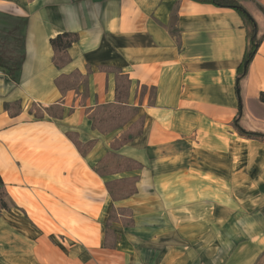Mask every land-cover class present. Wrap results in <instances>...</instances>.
I'll return each instance as SVG.
<instances>
[{"label": "crops", "instance_id": "obj_1", "mask_svg": "<svg viewBox=\"0 0 264 264\" xmlns=\"http://www.w3.org/2000/svg\"><path fill=\"white\" fill-rule=\"evenodd\" d=\"M240 1L262 34L264 0ZM21 17L20 82L0 69V177L10 206L0 211V264H264V138L234 122L241 96L239 124L264 132V38L237 86L249 19L211 0H0V29ZM64 31L79 39L58 68L50 39ZM102 66L128 74L125 101L138 109L110 132L87 113L118 99L116 74ZM74 71L86 80L62 90L57 77ZM140 118L142 133L115 152L142 168L98 173ZM69 132L95 144L82 155ZM133 175L137 191L114 200L107 182ZM113 208L117 239L106 246Z\"/></svg>", "mask_w": 264, "mask_h": 264}, {"label": "trees", "instance_id": "obj_2", "mask_svg": "<svg viewBox=\"0 0 264 264\" xmlns=\"http://www.w3.org/2000/svg\"><path fill=\"white\" fill-rule=\"evenodd\" d=\"M212 3L218 6L231 7L237 9L246 18L249 19L253 25V32L251 35L250 47L247 50L246 58L242 71L238 74V89L241 87V80L246 76L248 66L254 57L262 39L264 38V32L259 35V30L256 21L250 15L248 10L243 6L240 0H211ZM263 9V7L260 5ZM264 10V9H263ZM27 26V18L21 17L13 19L11 24L7 27L0 29V69L15 83H19L22 75V67L26 57L25 50V29ZM79 39V34L72 31H64L58 33L50 39L51 45L54 50V62L58 68L64 67L71 61L69 54V48ZM102 69L113 71L116 74V88H117V102L98 104L93 109H88L87 113L90 119H92V127L98 128L102 132H110L115 127L124 125L130 121L138 112L136 107L128 105L125 101V97L129 92L131 80L128 74L117 66H102ZM86 75L80 71H74L73 73L61 74L57 77L56 83L62 89L66 90L73 86H76L80 81H85ZM261 99L264 101V92L261 93ZM10 104L6 103V107L9 108ZM54 106L48 108V112H52ZM243 114V99L240 96V112L235 117V125L239 132L243 135L253 138H264V132L250 131L244 129L239 120ZM39 115V113H38ZM40 116V115H39ZM143 131V119L140 118L133 122L130 127L121 135L120 139L115 140L111 144L112 150L108 151L94 166V169L102 174H113L128 169H140L142 164L135 159L120 155L115 152L126 142L133 140L136 136L140 135ZM68 136L76 144L82 155H86L89 150L95 144V140L82 142L77 133L69 132ZM139 175H133L130 177H119L107 182V188L110 195L114 200H119L134 194L137 191V181ZM8 193L5 184L0 177V211L9 210L10 206L7 201ZM126 214L131 215L130 210L125 209ZM116 218L115 209H112V214L108 218L106 223V246H115L116 234L110 227L111 220ZM131 220L126 221L128 223Z\"/></svg>", "mask_w": 264, "mask_h": 264}, {"label": "rangeland", "instance_id": "obj_3", "mask_svg": "<svg viewBox=\"0 0 264 264\" xmlns=\"http://www.w3.org/2000/svg\"><path fill=\"white\" fill-rule=\"evenodd\" d=\"M13 195L16 197L17 195L15 193H13ZM78 195L77 193L71 194L69 197L71 199V202L75 205L76 203H79L80 201H78ZM18 197V196H17ZM82 202V201H81Z\"/></svg>", "mask_w": 264, "mask_h": 264}]
</instances>
